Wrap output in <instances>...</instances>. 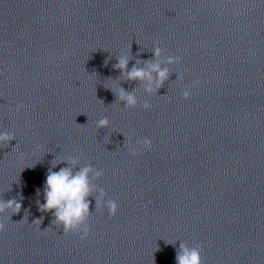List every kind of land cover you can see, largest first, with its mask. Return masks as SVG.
<instances>
[{"label":"clouds","instance_id":"9594fccd","mask_svg":"<svg viewBox=\"0 0 264 264\" xmlns=\"http://www.w3.org/2000/svg\"><path fill=\"white\" fill-rule=\"evenodd\" d=\"M154 58L148 61H144V67H137L133 64L129 69L130 58L128 55H120L117 57V63L113 65V68L120 73V76L124 80L129 82H138L144 84V92L147 95H153L157 93L160 88L164 86L165 81L168 80L169 70L167 68H161L155 61L160 56L161 48L154 46L153 48ZM182 57L170 55L167 58L168 64L181 63ZM153 73L156 74L155 80L153 79ZM182 78V77H181ZM200 83L199 79L193 82V86ZM116 95V101L123 104L125 109H135L137 105L148 110L151 105L147 102H140L135 94V89L129 92L120 86V89ZM191 97V88H188L182 92V99L188 100ZM25 105L19 103L16 106V111L19 112ZM110 121L104 117L97 121V128L103 129L109 126ZM16 139L14 131L0 132V145L8 146L11 141ZM141 149L148 150L152 147L151 141L148 138H144L142 141H138ZM39 150L40 145H36ZM138 154L136 148L130 149V155L136 156ZM23 154L19 159H23ZM68 164L67 161H63ZM56 164H52V168H55ZM76 168V161L72 160L70 166L62 167L59 171L48 170L46 180L43 188V203L37 201L38 208L41 213H51V223L56 227L63 230L64 235L74 233L84 240L90 233L89 219L92 215L90 211L91 201L89 197H92V186L89 181V174L94 171L93 166L86 165L78 170ZM103 171L95 169V176L99 179L103 176ZM40 195V193H37ZM95 199V197H94ZM21 203L15 198L5 201L0 199V217H4L6 214L8 219L11 216L18 214L21 211ZM105 207L110 217H114L118 210V204L113 199L106 200L103 204L97 200V208ZM28 210H25L27 213ZM43 222V217L36 219L35 223L38 227ZM40 228V227H39ZM47 229V228H46ZM5 231V223L0 220V233ZM202 247L196 246L189 248L185 243H180L175 256L176 264H203L201 257Z\"/></svg>","mask_w":264,"mask_h":264}]
</instances>
